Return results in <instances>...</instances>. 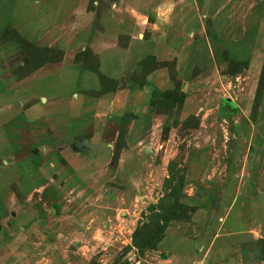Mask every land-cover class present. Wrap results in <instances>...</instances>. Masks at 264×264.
I'll return each instance as SVG.
<instances>
[{"label":"rangeland","instance_id":"374dc122","mask_svg":"<svg viewBox=\"0 0 264 264\" xmlns=\"http://www.w3.org/2000/svg\"><path fill=\"white\" fill-rule=\"evenodd\" d=\"M107 4L0 0V264H264V0H199L202 30L128 80L164 86L89 148L75 95L119 84L70 40Z\"/></svg>","mask_w":264,"mask_h":264},{"label":"crops","instance_id":"0c3cea01","mask_svg":"<svg viewBox=\"0 0 264 264\" xmlns=\"http://www.w3.org/2000/svg\"><path fill=\"white\" fill-rule=\"evenodd\" d=\"M107 2V7L100 17H97L94 11L83 12L82 8L78 9L77 33L70 40L74 47L88 46L97 54L99 73L119 84L117 90L100 91L94 97L85 94H81L80 97L75 95V98L79 99V109L75 113L67 112L71 116L83 112H89L88 115H91L88 121L92 123L90 127L94 131V136H83V140L88 141L89 148L99 146L101 143L105 145L104 147H110V144H105L102 139L107 132L106 128L112 126V122L122 118L125 113L141 108L143 110L154 86H164L165 73L160 68L148 76L147 84L151 86H146L143 90L134 89L128 80L140 68V64L148 57L154 59V64L157 61L171 59L177 51V44H181L178 35L194 36L198 30H202L203 25L199 0H107ZM209 2L211 3V0H208ZM227 17L222 16L221 27L224 26L223 21H226ZM96 21L102 23V28L98 23L94 25L95 28L93 27V22ZM121 38L125 39L124 45L120 44ZM191 48L193 47L189 46L188 71L193 68L191 58L196 52L195 48ZM63 73L67 80L72 75L69 71ZM56 75L57 73L48 74L51 78ZM79 76L83 77L85 82L84 87H81L103 89L96 72L84 69ZM56 79L55 81L59 83ZM66 79H62L61 82H65ZM48 85H51V81H48ZM43 92L44 90L40 89L37 94ZM67 124L68 121L63 127L74 137L73 130ZM87 124L83 127H87Z\"/></svg>","mask_w":264,"mask_h":264},{"label":"water","instance_id":"95a60500","mask_svg":"<svg viewBox=\"0 0 264 264\" xmlns=\"http://www.w3.org/2000/svg\"><path fill=\"white\" fill-rule=\"evenodd\" d=\"M81 144H82V145H86V146L89 145L87 140H83V142H82ZM81 144H80L79 142H77V143H76V146H77V147H80Z\"/></svg>","mask_w":264,"mask_h":264}]
</instances>
